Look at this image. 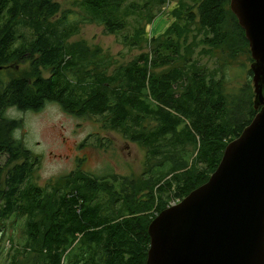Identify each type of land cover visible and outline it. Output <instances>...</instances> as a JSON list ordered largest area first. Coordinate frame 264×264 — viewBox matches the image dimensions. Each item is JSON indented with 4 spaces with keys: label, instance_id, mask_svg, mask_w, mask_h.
I'll return each mask as SVG.
<instances>
[{
    "label": "trees",
    "instance_id": "16d2710c",
    "mask_svg": "<svg viewBox=\"0 0 264 264\" xmlns=\"http://www.w3.org/2000/svg\"><path fill=\"white\" fill-rule=\"evenodd\" d=\"M165 3L84 0L85 14L70 24L72 11L59 0H0V72L30 63L22 75H0V230L24 218L19 253L35 264H147L153 220L210 180L258 113L251 79L228 93L219 75L224 69L208 70L193 59L195 30L214 49L252 54L231 0L182 4L167 30L149 40L144 22L153 24L156 14L145 9ZM131 18L140 20L132 36L125 34ZM86 23L150 51L116 66L101 47L72 40ZM47 102L77 117L103 116L107 128L146 147L154 166L140 177H100L79 168L60 188L37 186L31 174L40 159L15 134L23 120L7 112L40 111ZM189 146L192 163L180 159Z\"/></svg>",
    "mask_w": 264,
    "mask_h": 264
},
{
    "label": "rangeland",
    "instance_id": "374dc122",
    "mask_svg": "<svg viewBox=\"0 0 264 264\" xmlns=\"http://www.w3.org/2000/svg\"><path fill=\"white\" fill-rule=\"evenodd\" d=\"M64 11H72L69 23H75L85 14L81 3L84 0H59ZM143 3L147 0H134ZM199 0H166L162 6L153 5L145 9L147 16L155 15L153 24L146 25L147 38L162 35L175 21L174 10L182 4L193 6ZM138 18H131L130 27L125 32L132 36L138 27ZM24 31V30H23ZM22 31V32H23ZM195 35H198L196 37ZM194 37L195 53L193 59L208 70L216 68L220 76H225V87L228 93H235L247 84L250 70L254 63L253 55L247 48L239 49L233 56L227 48L214 49L206 44L195 30L189 36V41ZM73 41H86L91 47H101L105 53L116 60V66L128 64L143 52H149L147 44L142 47H130V44L121 35L107 34L105 27L100 24H82L79 34ZM224 58V59H223ZM20 67L4 70L0 75L10 78V75H22L29 69L30 63L19 64ZM17 70V71H15ZM113 70V69H112ZM49 75V74H47ZM15 110V111H14ZM7 115L12 118L22 119L24 125L16 131V136L25 142L34 156L40 162L31 174V181L41 188H60L64 185V177L80 168L83 172L96 176L119 177L142 176L152 166L146 147L135 142L122 133L106 127L103 116L77 117L64 110L56 102H47L40 111H21L16 108L8 110ZM180 159L193 162L195 151L192 146L185 148L180 154ZM170 166L168 165L166 169ZM164 168L157 170L161 171ZM6 227L0 230V264H35L34 258H28L19 253L20 245L25 242V219L14 217L6 222ZM23 246V245H22ZM28 260V261H27ZM21 262V263H20ZM36 264H43L38 261Z\"/></svg>",
    "mask_w": 264,
    "mask_h": 264
},
{
    "label": "water",
    "instance_id": "95a60500",
    "mask_svg": "<svg viewBox=\"0 0 264 264\" xmlns=\"http://www.w3.org/2000/svg\"><path fill=\"white\" fill-rule=\"evenodd\" d=\"M250 42L258 113L210 180L151 223L147 264H264V0H231Z\"/></svg>",
    "mask_w": 264,
    "mask_h": 264
},
{
    "label": "built area",
    "instance_id": "2783aa9c",
    "mask_svg": "<svg viewBox=\"0 0 264 264\" xmlns=\"http://www.w3.org/2000/svg\"><path fill=\"white\" fill-rule=\"evenodd\" d=\"M179 202H181V199H179V198L178 199H175V200H172L170 202V204H169V207H172V206L178 204Z\"/></svg>",
    "mask_w": 264,
    "mask_h": 264
},
{
    "label": "bare ground",
    "instance_id": "6f19581e",
    "mask_svg": "<svg viewBox=\"0 0 264 264\" xmlns=\"http://www.w3.org/2000/svg\"><path fill=\"white\" fill-rule=\"evenodd\" d=\"M21 31H23V30H21ZM75 31V30H74ZM227 52H229V51H227ZM224 59V58H223ZM98 82V81H97ZM95 87V86H94ZM117 88V87H116ZM245 89V88H244ZM109 91V90H108ZM88 95V94H87ZM15 111V110H14ZM190 141V140H189ZM198 146V145H197ZM200 173V172H199ZM207 173V172H206ZM184 174V173H183ZM28 261V260H27ZM21 263V262H20Z\"/></svg>",
    "mask_w": 264,
    "mask_h": 264
}]
</instances>
